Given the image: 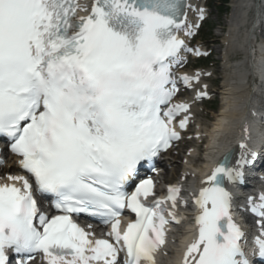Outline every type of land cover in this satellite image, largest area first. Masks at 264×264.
<instances>
[{
  "label": "snow or ice",
  "instance_id": "snow-or-ice-1",
  "mask_svg": "<svg viewBox=\"0 0 264 264\" xmlns=\"http://www.w3.org/2000/svg\"><path fill=\"white\" fill-rule=\"evenodd\" d=\"M205 19L199 0H0V151L20 171L0 176V264H157L169 226L189 219L177 214L189 198L194 232L181 264L264 260V193L247 198L249 241L228 187L260 158L246 143L190 193L170 185L158 197L152 176L193 119L181 86L210 98V74L177 72L186 53L209 54L189 44ZM125 213L134 219L122 227ZM80 216L109 230L98 237Z\"/></svg>",
  "mask_w": 264,
  "mask_h": 264
},
{
  "label": "bare ground",
  "instance_id": "bare-ground-1",
  "mask_svg": "<svg viewBox=\"0 0 264 264\" xmlns=\"http://www.w3.org/2000/svg\"><path fill=\"white\" fill-rule=\"evenodd\" d=\"M89 1L81 0L82 3L88 4ZM229 10L226 21L227 34L222 41L224 50L220 51L225 74L217 90H208L210 95L217 96L219 111L213 116L210 128L203 131L197 129L194 132L196 143L204 138L201 157H194L193 150H189L188 154L194 158L184 159L179 172L176 165L169 164L166 159L160 168L165 170L162 173L164 176L166 173L176 175L173 182L186 191H194L199 187V180L203 178L204 171L211 167L221 154L235 148L234 156L237 157L239 154L236 152L238 148L236 145L243 142L249 148L261 135L257 132L255 124L250 122V118L254 116L255 107L264 102V42L253 46L258 56L252 57L253 31L257 26L264 24V0H231ZM190 19L194 20L195 17L190 14ZM232 54H239L242 57L231 62ZM202 81V84H206L204 76ZM197 112L199 107L193 106V119L196 118ZM196 125L201 126L199 123ZM245 125L248 129V139H245ZM197 134L199 139L196 138ZM11 165L0 168V176L8 171L13 173L15 168L13 164ZM184 176H187L186 180L182 179ZM233 196L235 197L234 194Z\"/></svg>",
  "mask_w": 264,
  "mask_h": 264
},
{
  "label": "rangeland",
  "instance_id": "rangeland-1",
  "mask_svg": "<svg viewBox=\"0 0 264 264\" xmlns=\"http://www.w3.org/2000/svg\"><path fill=\"white\" fill-rule=\"evenodd\" d=\"M231 0L228 2V6L230 4ZM218 5L215 4V2L212 4L211 0L209 1L208 9L210 12V16L206 23L203 25V29L206 28H213L212 32V38L209 42H204L201 39H197L198 44L200 45H205L207 47V50L211 51V61L213 62L212 65H210L207 71H205L206 74L213 73V76L208 80L209 84V89L213 91L217 90L220 82L223 78V75L225 74V70L222 68L223 62H221L220 58V51L224 50V47L222 45L223 38L227 34V27H226V21L228 20V16H218ZM230 12V10H229ZM222 29L223 32H222ZM236 55V56H235ZM242 56L239 54H232L230 57L231 62H235L236 60L240 59ZM217 62V65L215 64ZM192 67H199L196 65V62H191ZM216 96V95H214ZM213 102L217 103V110L216 112L219 111V100L216 97L213 98ZM199 107V106H198ZM211 113L208 109V104H202L199 107V112L195 114L196 118L195 121H197L201 126L197 127L195 131L198 129L199 131L207 130L210 128L211 123L213 122V116L216 114ZM193 132V129H192ZM196 148L198 152L201 153L203 145L198 146V144L194 142H185L183 145H181L179 148H177L174 152L169 154L166 159L168 163L170 164H175L177 172H179V168L182 167L181 164H183V159L187 158V150L188 149H193ZM176 161V162H175ZM175 162V163H174ZM176 174H179L177 173ZM176 175L171 176L170 179H168L166 176H162L161 180L165 183H171L175 180Z\"/></svg>",
  "mask_w": 264,
  "mask_h": 264
},
{
  "label": "trees",
  "instance_id": "trees-1",
  "mask_svg": "<svg viewBox=\"0 0 264 264\" xmlns=\"http://www.w3.org/2000/svg\"><path fill=\"white\" fill-rule=\"evenodd\" d=\"M217 1L219 2V4L222 5L221 6L222 8H220V11H219V14L222 15V13H224V9H225L223 6L225 0H217ZM211 34H212V29H207L205 32H203L202 37L204 40H208L211 37ZM206 64H207V61L201 62V65H206ZM210 108L216 109V104H211Z\"/></svg>",
  "mask_w": 264,
  "mask_h": 264
}]
</instances>
